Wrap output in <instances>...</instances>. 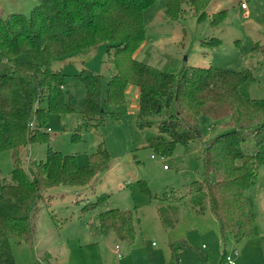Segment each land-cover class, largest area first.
Segmentation results:
<instances>
[{
  "label": "trees",
  "instance_id": "trees-1",
  "mask_svg": "<svg viewBox=\"0 0 264 264\" xmlns=\"http://www.w3.org/2000/svg\"><path fill=\"white\" fill-rule=\"evenodd\" d=\"M153 1L36 0L28 15H0V152L9 150L12 162L10 179L0 176V264H16L11 240L33 244L37 203L49 188L88 185L109 163L102 141L81 166L75 155L52 149L47 131L41 130L48 115L78 112L86 125L105 115L117 117L125 109L128 85L138 88L136 125L150 126L156 117L159 134L150 136L146 145L160 155L170 154L177 143L201 138L203 117L224 120L218 124L227 129L204 143L202 177L187 183L186 193L200 196L198 210L208 199L222 242L227 233L236 242L251 234L246 191L264 165V97L244 94L242 85L253 78L247 68L184 65L175 74L136 59L133 54L145 39L143 10ZM209 2L165 0L164 13L176 20L186 4L201 21L208 17ZM224 12L212 13L210 25H218ZM219 42L210 37L200 44L212 49ZM102 43L111 56L110 75L103 84L92 69L75 74L85 88L77 109L65 90L66 74L53 69V60ZM252 48L264 59V42ZM33 116L36 124L29 128ZM248 136L252 148L244 146ZM35 141L47 142L45 158L30 161L26 171L21 149ZM107 195L101 193L83 208L102 205ZM87 227L93 236L113 232L128 243L135 234L133 214L126 209L100 210Z\"/></svg>",
  "mask_w": 264,
  "mask_h": 264
},
{
  "label": "rangeland",
  "instance_id": "rangeland-1",
  "mask_svg": "<svg viewBox=\"0 0 264 264\" xmlns=\"http://www.w3.org/2000/svg\"><path fill=\"white\" fill-rule=\"evenodd\" d=\"M219 1V2H218ZM248 5V14L240 7ZM36 0H0V15L21 12L28 15ZM176 19L169 20L165 0H154L143 10L145 39L136 59L160 70L178 74L184 65L216 66L223 69H249L252 80L242 85L244 94L264 97V59L252 47L264 42V0H210L206 13L224 9V18L211 26L209 18L198 21L188 5ZM217 38L219 45L209 49L200 41ZM24 59V55L19 56ZM111 56L105 44L64 55L53 60V69L66 74L65 90L73 106L82 105L85 88L75 74L81 68L101 75L104 84L109 77ZM136 86L125 91V109L117 117L105 115L102 121L84 124L80 113L53 114L43 128L52 149L73 154L79 166L102 141L109 153L107 168L96 174L85 186L59 185L49 188L37 203L33 244L11 240L16 264H228L222 251L236 250L234 264H264V165L258 168L254 184L246 191L247 207L252 213V232L236 242L230 234L220 238L215 216L208 199L187 194L185 185L201 179V151L204 143L227 128L201 119V138L186 144L177 143L170 154L160 155L148 147L147 139L158 135L156 117L153 124L136 125ZM42 106L46 105L42 101ZM78 133L79 136H73ZM245 147L252 148L248 136ZM26 147V146H24ZM21 149L22 164L45 158L47 142L29 143L30 161L26 164ZM163 165H166L164 169ZM10 151L0 152V176L10 179ZM27 171V170H26ZM264 192V191H263ZM101 193H107L104 203L85 209ZM119 208L133 214L135 234L131 242L120 240L113 232L93 236L87 224L100 210ZM154 242V244H151ZM122 253L118 260L114 245ZM203 245V246H202ZM222 257V258H221Z\"/></svg>",
  "mask_w": 264,
  "mask_h": 264
},
{
  "label": "built area",
  "instance_id": "built-area-1",
  "mask_svg": "<svg viewBox=\"0 0 264 264\" xmlns=\"http://www.w3.org/2000/svg\"><path fill=\"white\" fill-rule=\"evenodd\" d=\"M240 7H241L242 9H246V8H247V4H246V2H245V1H241V3H240ZM245 15H247V12H246V11H245ZM35 124H36V119H35V117L33 116V117L30 119L29 123H28V127H29V128H33V127L35 126ZM41 130H43V131H48L49 128H48V127H47V128H43V127H42ZM24 148H25V150H24V154H25V156H24V159H22V160L27 164V163L30 161V148H29V144L26 145V147H24ZM22 166H23V168H24L25 170H27V168L25 167V165L22 164ZM163 168H166V165H163ZM152 244H154V242H153ZM202 246H203V245H202ZM114 253H115L117 259L119 260V259L121 258V256H122V253H121V250H120V246H119L118 244H115V245H114ZM236 255H237V251L234 250V249L231 250L229 254H227V253H225L224 251H222V256H224V259H225V261H226L228 264H234V261H235V257H236ZM118 264H119V263H118Z\"/></svg>",
  "mask_w": 264,
  "mask_h": 264
},
{
  "label": "crops",
  "instance_id": "crops-1",
  "mask_svg": "<svg viewBox=\"0 0 264 264\" xmlns=\"http://www.w3.org/2000/svg\"><path fill=\"white\" fill-rule=\"evenodd\" d=\"M219 2V1H218ZM241 2V1H240ZM207 9V8H206ZM244 10V14H245V11L247 12V14H248V5H247V8L246 9H243ZM213 12H211V14H212ZM139 50H140V46L137 48V50L134 52V57L136 58V54L139 52ZM136 88V94L138 95V88L137 87H135ZM164 169H168V168H164ZM264 190H262L261 192V195H262V200H261V204L262 203H264V192H263ZM247 197V204H248V196H246ZM215 221H216V219H215ZM216 223H217V221H216ZM217 225H218V223H217ZM242 240V239H241ZM153 242H151V244H152ZM222 258V257H221ZM178 264V263H177Z\"/></svg>",
  "mask_w": 264,
  "mask_h": 264
}]
</instances>
